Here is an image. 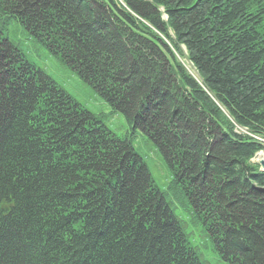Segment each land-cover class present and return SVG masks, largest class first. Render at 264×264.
Returning <instances> with one entry per match:
<instances>
[{
    "label": "trees",
    "instance_id": "trees-1",
    "mask_svg": "<svg viewBox=\"0 0 264 264\" xmlns=\"http://www.w3.org/2000/svg\"><path fill=\"white\" fill-rule=\"evenodd\" d=\"M10 21L154 143L165 191L130 137L26 60ZM256 137L264 0H0V264H202L169 199L226 264H264Z\"/></svg>",
    "mask_w": 264,
    "mask_h": 264
},
{
    "label": "rangeland",
    "instance_id": "rangeland-1",
    "mask_svg": "<svg viewBox=\"0 0 264 264\" xmlns=\"http://www.w3.org/2000/svg\"><path fill=\"white\" fill-rule=\"evenodd\" d=\"M5 36L24 54L27 61L42 69L77 103L87 109L94 117L101 121L108 130L119 138L128 136L131 138L132 147L143 159L154 184L165 191L171 180L170 171L163 157L154 143L141 131L132 132L124 116L119 112H113L102 98L72 70L62 64L44 47L33 41L28 33L17 23L10 21L4 31ZM184 62V61H183ZM185 67L189 65L184 62ZM264 144V142H262ZM254 160L264 159V151ZM175 216L182 223L183 231L194 247L202 264H226L216 251L200 223L192 219L189 203H178L168 200Z\"/></svg>",
    "mask_w": 264,
    "mask_h": 264
},
{
    "label": "water",
    "instance_id": "water-1",
    "mask_svg": "<svg viewBox=\"0 0 264 264\" xmlns=\"http://www.w3.org/2000/svg\"><path fill=\"white\" fill-rule=\"evenodd\" d=\"M260 164L264 167V164H263V162H260Z\"/></svg>",
    "mask_w": 264,
    "mask_h": 264
},
{
    "label": "bare ground",
    "instance_id": "bare-ground-1",
    "mask_svg": "<svg viewBox=\"0 0 264 264\" xmlns=\"http://www.w3.org/2000/svg\"><path fill=\"white\" fill-rule=\"evenodd\" d=\"M259 155H260V154H259ZM259 155H258V156H259Z\"/></svg>",
    "mask_w": 264,
    "mask_h": 264
}]
</instances>
